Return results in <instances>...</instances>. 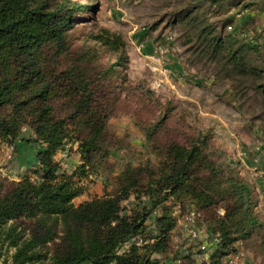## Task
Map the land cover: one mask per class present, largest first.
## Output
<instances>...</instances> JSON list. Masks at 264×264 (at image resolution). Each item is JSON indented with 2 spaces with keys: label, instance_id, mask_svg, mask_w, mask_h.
Instances as JSON below:
<instances>
[{
  "label": "rangeland",
  "instance_id": "rangeland-1",
  "mask_svg": "<svg viewBox=\"0 0 264 264\" xmlns=\"http://www.w3.org/2000/svg\"><path fill=\"white\" fill-rule=\"evenodd\" d=\"M61 3L69 9L77 6V11L67 35L70 55L59 59L56 69L65 70L71 59L80 56L82 71L91 82L97 80L95 91L116 97L107 120L109 153L96 173L81 181L83 194L73 204L114 193L126 166L157 167L162 160L160 147L169 138L183 141L200 136L208 144L210 159L226 162L253 196L256 228L250 237L232 245L233 252L223 258V264H264V0L48 1L50 6ZM198 4L199 11L192 12ZM189 12L198 13L193 23L181 20ZM204 26L228 38L231 51L244 47L242 53L254 71L234 67L224 52L215 59L204 51L208 43L200 33ZM106 34L122 39V51L112 52L96 39ZM118 62L122 67L98 80ZM97 100L103 101L99 96ZM155 125L160 127L156 133L151 131ZM33 138L32 129L23 125L17 140H0V183L18 182L24 176L36 181L33 170L39 145ZM75 149L76 145L66 144L55 156L67 174L79 164ZM120 206L125 215L149 210V201L131 192ZM162 209L173 219L167 260L188 256L195 264L208 262L220 242L209 219L222 215V209L216 207L208 215L195 203L172 198L153 209L140 234L119 253L154 241L155 219ZM14 252L0 234V264H13ZM153 257L166 260L163 255Z\"/></svg>",
  "mask_w": 264,
  "mask_h": 264
},
{
  "label": "trees",
  "instance_id": "trees-1",
  "mask_svg": "<svg viewBox=\"0 0 264 264\" xmlns=\"http://www.w3.org/2000/svg\"><path fill=\"white\" fill-rule=\"evenodd\" d=\"M48 1L0 0V140H17L20 128L26 125L34 133L32 142L39 145L33 170L36 181L24 176L18 182L0 183V234L15 248L12 263L195 264L188 256L165 257L173 228L166 209L155 219L158 235L152 243L140 248L131 245L119 253L140 234L153 209L172 198L195 203L208 215L216 207L222 209V215L209 219L220 242L202 264H223V258L233 252L232 245L250 237L256 228L253 196L226 162L210 159L208 144L200 136L183 141L169 138L160 147L162 160L157 167L126 166L114 193L73 204L83 194L81 181L96 173L109 153L107 120L116 97L95 91L97 80L91 82L82 71L80 56L71 59L65 70L56 69L59 59L70 55L67 35L77 6H50ZM200 7L196 5L192 12ZM192 12L181 20L193 23L198 13ZM200 33L208 41L204 51L213 58L224 52L234 67L254 71L242 53L244 47L231 51L228 38L214 35L208 26L201 27ZM96 39L115 53L124 46L119 36L106 34ZM119 63L112 64L98 80L122 67ZM158 129L155 125L151 131ZM66 144L76 145L79 157L70 174L55 160ZM131 192L145 195L149 210L122 215L121 202Z\"/></svg>",
  "mask_w": 264,
  "mask_h": 264
}]
</instances>
